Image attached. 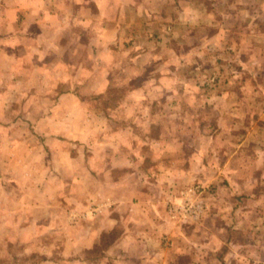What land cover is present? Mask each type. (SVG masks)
I'll return each instance as SVG.
<instances>
[{
  "label": "crops",
  "instance_id": "0c3cea01",
  "mask_svg": "<svg viewBox=\"0 0 264 264\" xmlns=\"http://www.w3.org/2000/svg\"><path fill=\"white\" fill-rule=\"evenodd\" d=\"M146 29L149 37L139 36ZM157 34L155 43L168 50L240 44V35L264 43V0H0V264H255L240 253H251L257 243L234 237L264 236V183L252 174L264 162V149L244 153L240 139L227 154L224 128L210 132L201 118L204 128L189 134L175 116L147 114L144 82L130 88L142 100L123 101L119 112L94 98L108 90V61L116 49L136 76L144 74L139 63L156 57L149 38ZM247 58L259 59L255 52ZM83 75L87 83L80 82ZM132 109L136 116L128 118ZM192 118L182 119L197 124ZM233 118L229 136L240 124ZM165 120L170 131H129V125ZM109 124L114 131H107ZM125 144L132 153L124 154ZM82 145L89 150L81 154ZM210 150L220 159L216 178L230 173L229 194L207 201L219 212L186 228L180 245L175 239L184 231L168 225L158 207L165 199L156 186L162 183L128 173L138 172L136 163L147 156L154 164L142 168L144 175L154 172L162 182L166 172L175 183L162 189L176 188L184 184L178 177L208 169ZM90 200L101 205V214L68 226V212L82 211ZM230 204L232 211L225 208ZM162 234L173 240L170 246L155 242ZM109 236L104 261L82 257Z\"/></svg>",
  "mask_w": 264,
  "mask_h": 264
},
{
  "label": "rangeland",
  "instance_id": "374dc122",
  "mask_svg": "<svg viewBox=\"0 0 264 264\" xmlns=\"http://www.w3.org/2000/svg\"><path fill=\"white\" fill-rule=\"evenodd\" d=\"M242 31L245 30L242 29ZM242 31L240 32L243 33ZM145 32V35L139 34V36L149 37L148 35L151 34V31L149 33L146 29ZM211 32L213 31L210 30L206 34ZM160 35L161 34L151 35L149 39H152V42L154 41L153 43H155V37ZM239 37L243 39L240 43L242 45L239 43L232 44L226 42L218 45H204L203 49L200 48L201 45H197L192 48L193 51H187L188 49L183 48L184 45L180 46L177 44L173 45V48L170 50L162 49L161 46L155 43L151 46L149 51L156 52V57L153 59L141 60L139 63L145 71L142 76H136L135 70L131 69L132 67H130V65L127 66L128 60L126 56L122 54L121 49H116L118 55H114L113 59L108 61V66L112 68V70H109L110 84L108 90L105 93L95 95L96 97L94 98L101 103L100 105L102 107H108L111 111L117 110V112H119L120 108H115L123 101L127 99L128 101L142 100V96L140 97V95H137L135 91H130V88L132 86L135 87L137 81H139L138 83L144 82V84L147 85L146 88H148L145 93L146 97L143 100L146 104L145 111L147 114L155 112L162 117L175 116L180 122L184 123L181 130L189 134L195 133L197 128H199V131L201 128H204L202 126L205 124H199L200 120L203 119V121H207V123L209 121L210 123H208V125L210 132L224 128L225 141L222 142H225L227 154L232 148V143L236 145L240 142V139L241 143L243 142L241 146L242 152L245 153L249 149H255L256 152L254 153L258 154L264 149V43L260 42L263 40H259L256 42L257 44H254L252 42L253 37L250 36L246 37L240 35ZM255 48L257 49L255 50ZM83 50L85 52L86 48L82 46L81 51L83 52ZM252 52L256 53V56L259 58L258 60L247 58ZM82 54L84 55L85 53ZM252 55L253 54H251V56ZM80 62L83 67L87 68L90 65L92 66L93 61L82 60ZM89 78L90 77L85 75L80 76V82L87 83ZM156 84L160 85V89L155 92L153 87ZM64 87H66V83ZM229 93L230 95L233 94L234 97L232 99L237 101V107H235L230 100ZM85 94L86 95L82 97L89 99L88 93ZM132 110L128 111V118L136 116V110ZM138 110L139 113L142 111V109ZM184 115L193 117L192 119L195 118L194 120H197V124L185 123L184 119H182ZM232 117H234L233 119H239L240 124L234 125L238 127V129L234 130L236 132L234 135L229 136L227 133L233 126L230 124V119H232ZM220 118L224 119L220 120ZM131 126L132 125H129V131H139L144 134H150L154 130L156 131V127H158V130L159 127H164L166 131H170V125L166 120L155 125ZM106 129L107 131H114L112 124H109V127ZM186 142L188 143V141ZM197 142L198 141H196V143ZM208 144L209 146L215 145L212 142H208ZM125 145L124 154L126 152L132 153L129 150L130 146L128 144ZM209 149H212V147ZM79 150L82 154L85 153L86 150H89V147L87 145H82V148ZM210 154L211 155L207 157L210 159V163L206 171L194 172L192 173L195 175L194 178L192 177L190 179L178 177V179L175 180L177 181L176 183L184 184L176 186V188L171 185V187H166L165 189H162V187H164L163 183H175L169 181V179L172 180L174 178L165 172L166 176L163 177V181L158 182L159 179L153 175L155 174L154 172H146L144 175V172L141 171L142 168L145 170L150 169L151 167L149 164L152 165L154 162L147 156L146 159L143 158L141 160H139L140 157H133L136 161L139 160V162L136 163L139 171L128 173V176H136L138 180L143 176L145 179L142 181L143 183H162L160 186L156 185L160 191L164 192V195L162 193L161 195L165 197L158 207L161 209L160 212L163 215V219H165L168 225L180 227L181 230L184 231L175 239L180 245L181 243H186V240H183L184 238L186 239V228L197 226L202 222L206 214H217L219 212L216 208V204H209L207 201H211L217 197L226 199L229 194L227 190L229 187L230 173H223L221 177L222 180L219 178L217 179L218 169L221 166L219 165L220 159L218 156H215L213 150H210ZM86 158L88 159V156ZM133 166H135V164ZM259 166L260 168L254 170L252 174L257 172V179L264 183V162L260 163ZM246 167L247 166L242 170L241 174H246ZM247 172L249 173V171ZM114 174L119 175V172ZM208 183L212 184L207 185ZM96 208L100 209L97 213L93 211ZM225 208L232 211L231 204L227 205ZM100 214L101 205L93 204L92 200H90L89 204L86 205V208L82 211L68 212L66 224L68 226H75L85 223ZM210 221L211 220H209L208 223H210ZM211 223L214 222L211 221ZM214 224H216V221ZM252 238L253 237L245 235H236L234 240L242 244L250 241L257 243L255 244L256 249L252 250L251 253H240V255L242 258L254 260L255 264H264V236L262 235L261 237L258 235L255 239ZM111 239H113L111 236L102 237V240L96 248L86 254L82 253V257L96 261H104L105 253L102 251L106 248V243ZM172 241L173 240H170L165 234H162L155 240L161 247L170 246ZM216 255L217 252H211L208 256L217 260L218 257Z\"/></svg>",
  "mask_w": 264,
  "mask_h": 264
},
{
  "label": "built area",
  "instance_id": "2783aa9c",
  "mask_svg": "<svg viewBox=\"0 0 264 264\" xmlns=\"http://www.w3.org/2000/svg\"><path fill=\"white\" fill-rule=\"evenodd\" d=\"M93 211H94L95 213H97V212L100 211V209H99V208H96V209H94Z\"/></svg>",
  "mask_w": 264,
  "mask_h": 264
}]
</instances>
